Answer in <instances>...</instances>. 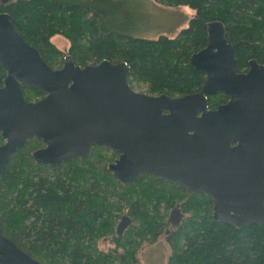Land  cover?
<instances>
[{
    "label": "trees",
    "instance_id": "trees-1",
    "mask_svg": "<svg viewBox=\"0 0 264 264\" xmlns=\"http://www.w3.org/2000/svg\"><path fill=\"white\" fill-rule=\"evenodd\" d=\"M155 1L187 5L195 14L177 36L150 39L107 27L101 12L79 2L0 0V12L9 13L17 31L52 67H60L68 53L81 66L105 58L126 61L131 86L153 95L181 96L200 89L205 73L190 57L206 45L207 24L213 20L225 24L230 41L241 42L235 49L238 71H247L252 58L264 64V0ZM57 35L68 40L67 52L53 42ZM5 75L0 65V85ZM24 92L27 100L44 95L30 86ZM228 99L223 91L210 95L209 108ZM42 146L40 138L32 137L12 154L0 179V209L4 235L43 263L142 264L138 248L166 232L168 210L178 206L183 216L166 235L167 264H264V225L237 228L215 221L208 194H192L149 174L122 184L107 168L114 159L109 149L98 145L88 157L70 158L60 166L40 164L32 153ZM125 207L131 227L117 233L115 248L100 250L96 240L115 233L116 211Z\"/></svg>",
    "mask_w": 264,
    "mask_h": 264
},
{
    "label": "water",
    "instance_id": "water-1",
    "mask_svg": "<svg viewBox=\"0 0 264 264\" xmlns=\"http://www.w3.org/2000/svg\"><path fill=\"white\" fill-rule=\"evenodd\" d=\"M240 43L226 37L222 21L208 22L206 45L190 57L205 73L200 89L153 95L131 86L126 61L81 66L68 53L52 67L0 12V179L32 137L45 144L33 158L58 166L98 145L118 154L108 169L122 184L149 174L208 194L215 221L264 225V64L252 58L238 71ZM25 86L44 95L27 100ZM219 91L228 101L209 108L208 97ZM182 216L176 206L169 221ZM0 264H45L4 235L1 209Z\"/></svg>",
    "mask_w": 264,
    "mask_h": 264
},
{
    "label": "rangeland",
    "instance_id": "rangeland-1",
    "mask_svg": "<svg viewBox=\"0 0 264 264\" xmlns=\"http://www.w3.org/2000/svg\"><path fill=\"white\" fill-rule=\"evenodd\" d=\"M64 1L67 3L79 2L90 7L93 11L101 12L107 27H114L130 36L150 39L158 38L161 35L177 36L181 29L189 25L190 19L195 14V10L187 5L165 6L155 0ZM53 42L60 49L68 51L69 42L62 35L55 36ZM106 153L110 159L115 158L112 150L109 149ZM113 161L114 159L110 160V162ZM174 208L175 206L169 208L168 219ZM116 213L118 217L116 218L115 233H107V235L101 236L96 240L100 250L108 251L116 246L114 237L117 235V226L121 221V217L127 214V208L116 211ZM170 224L159 239L153 243L145 242L138 248L137 255L142 264H167L170 247L167 243L166 235L171 229L172 223L170 222Z\"/></svg>",
    "mask_w": 264,
    "mask_h": 264
},
{
    "label": "flooded vegetation",
    "instance_id": "flooded-vegetation-1",
    "mask_svg": "<svg viewBox=\"0 0 264 264\" xmlns=\"http://www.w3.org/2000/svg\"><path fill=\"white\" fill-rule=\"evenodd\" d=\"M39 99V98H38ZM34 100H37V99H34ZM45 145V144H44ZM43 147V146H42ZM41 148V147H40ZM35 151V150H34ZM115 153V152H114ZM117 156L114 158V160L118 157V154L117 153H115ZM91 155V154H90ZM89 155V156H90ZM75 157H77V156H75ZM88 157V156H87ZM71 158H74V157H71ZM81 158H84V157H81ZM69 160V159H68ZM68 160H66V161H68ZM36 161V160H35ZM66 161H64V162H66ZM37 162V161H36ZM64 162H63V164H64ZM38 163V162H37ZM111 163V162H110ZM109 163V164H110ZM40 164H44V163H40ZM62 164V165H63ZM109 164L107 165V168H108V166H109ZM47 165V164H46ZM48 165H52V164H48ZM54 166H58V165H54ZM60 166V165H59ZM109 170V169H108ZM110 171V170H109ZM111 172V171H110ZM112 173V172H111ZM113 174V173H112ZM114 175V174H113ZM126 227L129 229L130 227H131V217H128L126 214L125 215H123L122 217H121V221L119 222V224H118V226H117V233L119 234V235H123L124 233H125V229H126Z\"/></svg>",
    "mask_w": 264,
    "mask_h": 264
}]
</instances>
